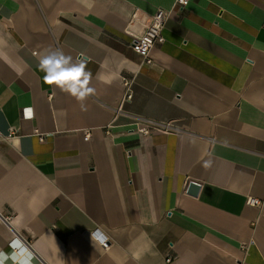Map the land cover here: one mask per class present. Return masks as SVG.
<instances>
[{
  "label": "crops",
  "instance_id": "obj_1",
  "mask_svg": "<svg viewBox=\"0 0 264 264\" xmlns=\"http://www.w3.org/2000/svg\"><path fill=\"white\" fill-rule=\"evenodd\" d=\"M174 1L0 0V250L20 239L32 264H264V0ZM158 9L147 65L131 43ZM57 48L92 73L87 110L43 82L40 56Z\"/></svg>",
  "mask_w": 264,
  "mask_h": 264
},
{
  "label": "clouds",
  "instance_id": "obj_2",
  "mask_svg": "<svg viewBox=\"0 0 264 264\" xmlns=\"http://www.w3.org/2000/svg\"><path fill=\"white\" fill-rule=\"evenodd\" d=\"M187 3V0H181ZM38 68L44 73L43 82L47 85H55L62 92L75 98L80 104L81 110H87L84 102L94 96L96 90L90 86L92 73L86 70L84 60L74 61L70 55H66L63 50L48 49L41 54ZM29 113L31 109L27 110ZM212 161L205 162V167H211ZM10 252L0 250V264H32L33 252L20 239H14L9 245Z\"/></svg>",
  "mask_w": 264,
  "mask_h": 264
},
{
  "label": "built area",
  "instance_id": "obj_3",
  "mask_svg": "<svg viewBox=\"0 0 264 264\" xmlns=\"http://www.w3.org/2000/svg\"><path fill=\"white\" fill-rule=\"evenodd\" d=\"M188 3V0H187ZM187 3H182L181 0L174 1V7H178L182 9ZM168 18V12L163 9H158L151 17L147 19L145 22V28L142 34L137 37L131 43V49L136 52L139 56L142 57V61L144 64L150 65L152 63V59L149 56V52L151 48L156 44H161L164 41V37L162 35V30L165 26L166 20ZM124 86V95L122 97L121 103L124 101H129L132 97L131 91V82L128 80L123 81ZM119 110V107L117 108ZM154 123L147 122L145 125H141L138 128L139 132L143 135H149L155 128ZM86 140L89 138V133L85 134L84 137ZM248 204L252 205H260L259 200L256 199H249ZM11 219V215L9 213H3L0 211V222L4 225H8ZM95 234L96 238L102 245V247H107V242L105 238L101 234H97L96 231L93 233ZM171 258H166V262L169 263Z\"/></svg>",
  "mask_w": 264,
  "mask_h": 264
},
{
  "label": "water",
  "instance_id": "obj_4",
  "mask_svg": "<svg viewBox=\"0 0 264 264\" xmlns=\"http://www.w3.org/2000/svg\"><path fill=\"white\" fill-rule=\"evenodd\" d=\"M199 190V184L197 182L191 181L188 183L187 192L192 195H196ZM97 234H99L96 231Z\"/></svg>",
  "mask_w": 264,
  "mask_h": 264
}]
</instances>
